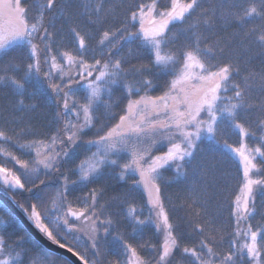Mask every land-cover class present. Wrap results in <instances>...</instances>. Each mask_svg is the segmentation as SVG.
Returning <instances> with one entry per match:
<instances>
[{
    "label": "snow or ice",
    "instance_id": "6c2138e0",
    "mask_svg": "<svg viewBox=\"0 0 264 264\" xmlns=\"http://www.w3.org/2000/svg\"><path fill=\"white\" fill-rule=\"evenodd\" d=\"M0 101V184L47 200L43 217L36 203L18 206L82 264H264V0H43L31 14L24 0H0ZM205 144L212 155L198 158ZM81 148L92 163L71 179L64 168ZM232 154L234 199L223 168ZM189 167L211 177L215 208L190 197L173 220L162 187ZM113 179L125 191L104 199ZM109 237L117 250L102 246ZM0 264H22L3 235Z\"/></svg>",
    "mask_w": 264,
    "mask_h": 264
},
{
    "label": "trees",
    "instance_id": "16d2710c",
    "mask_svg": "<svg viewBox=\"0 0 264 264\" xmlns=\"http://www.w3.org/2000/svg\"><path fill=\"white\" fill-rule=\"evenodd\" d=\"M43 0H24V4L30 9V14L34 13L36 8L38 7L39 3H42ZM63 0H61V3ZM57 16L59 13L56 14ZM57 24H59V21H56ZM33 87L29 86V91H32ZM159 90L153 93V95H158ZM82 95V94H79ZM116 95H119L117 93ZM10 99V98H9ZM8 101H0V103H7ZM54 109L49 108L48 109V116L51 118L52 112ZM103 109H100V112L98 114L101 115V123L106 121V117L102 115ZM113 112L120 113L119 108H113ZM118 120V115L115 120L109 121L108 126L111 127L112 124L116 123ZM99 127V124H98ZM106 130V129H105ZM95 133V129L93 132H90L88 137H85L86 139L91 137ZM102 134V133H101ZM239 137L235 134L231 136L230 142L236 143L238 142ZM251 143V141H249ZM15 152V150H13ZM94 151V149H92ZM161 151H166V148H162ZM17 156H20L21 159L24 160H31L33 159L32 156L28 155H21L20 152H15ZM91 155L90 152L87 150L81 148L78 150V155L75 158V160L71 164L65 165L64 171L70 176L71 179H76L77 173L74 171V169L81 163V161H85L88 159V157ZM212 155V148L205 144L202 145V151L199 154L198 158L200 157H210ZM219 154L217 153V156ZM2 159V157H0ZM6 167L13 168L15 171H20L19 166L14 165L12 162H9L5 165ZM30 166L31 163H30ZM239 166V159L232 154L231 159H228L223 162V168L224 171L229 176V195L230 198L234 199V194H239L240 190L237 186V180L235 177L237 176V168ZM174 169H170L164 173L165 176H172L174 174ZM42 175V173H41ZM24 177L22 176V179ZM43 178V175H42ZM207 181L208 187H207V193L202 189V185ZM111 186L106 193L104 199H108L110 196L114 195L115 192H123L125 191L123 184V181L117 182L115 179H113L110 182ZM29 185H26L28 187ZM93 185H88V187H92ZM0 189L4 191V188L2 184H0ZM51 188L48 189L49 192H51ZM88 188H82L77 189L74 195H80L82 192H87ZM216 190L211 184V177L204 178L201 176V173L195 172L193 173L191 167L188 169V173L186 177H182L180 180L172 182L170 184H166L162 187V193L164 197V203L165 207L169 211L170 217L173 220H176L177 218H180L183 220L186 217V213L188 212L187 207L184 206V202L188 201L189 198H199L201 200L203 199H209V209L212 210L215 208L216 200L213 198V194ZM8 195H10L13 200L16 202L17 205H23L24 208L28 209V213L31 212V204L36 203L38 205L37 210L41 212V215H43L46 212L47 207H50V204L47 200L40 201L36 199L35 192L29 193L27 191L23 190H16V191H8L6 192ZM71 200L72 197H69ZM18 202V203H17ZM103 203V200L101 201ZM134 203L136 204L137 208L144 207L145 211H147L148 206V197L145 193V191L142 189L141 186H137L135 193H134ZM22 211L23 209L18 206ZM116 209H113L115 211ZM25 213V212H24ZM28 213H25L26 215ZM121 215H123V212H121ZM224 216L227 217V202L224 203ZM0 220L4 221V225L0 227V235L5 236L8 243L10 245H13L15 251L21 252V260L22 264H29L31 261L32 264H51V260L53 258L59 257L57 264H64L66 261L67 264H74L68 257L64 256L61 253L54 252L48 248H46L40 241H38L25 227V225L22 223V221L3 203L0 201ZM46 221V220H45ZM75 222V221H73ZM51 227V225H49ZM119 230L123 233H130L131 228L129 227V222L126 220H122L119 225ZM230 231V229H229ZM54 231V235H55ZM23 236V241H18L17 238ZM61 236L66 237L67 242L69 245H71L72 237L70 235H67L63 229L60 230V234L57 236V239H60ZM149 236L152 237L153 242H160L162 239V236L159 234L154 235V229H146L145 230V238H148ZM65 239H60V243H65ZM184 242L191 243V239H186ZM82 243H84V240L82 239ZM102 246L107 247L109 251H115L117 250V245L112 241V238L109 237L107 241H101ZM27 252L25 255L24 252ZM74 251H80L83 254V248H74ZM14 254V253H13ZM88 256H91L92 253L89 251L87 253Z\"/></svg>",
    "mask_w": 264,
    "mask_h": 264
},
{
    "label": "water",
    "instance_id": "95a60500",
    "mask_svg": "<svg viewBox=\"0 0 264 264\" xmlns=\"http://www.w3.org/2000/svg\"><path fill=\"white\" fill-rule=\"evenodd\" d=\"M9 197L10 195L0 189V201L3 202L22 221L28 231L38 241H40L46 248L68 257L74 264H82V262L79 261V259L75 255H73L72 252H69L67 250V247L61 248L59 244L53 243L52 241L48 240L44 234L40 233L27 219V215L18 207L13 198L10 199Z\"/></svg>",
    "mask_w": 264,
    "mask_h": 264
},
{
    "label": "rangeland",
    "instance_id": "374dc122",
    "mask_svg": "<svg viewBox=\"0 0 264 264\" xmlns=\"http://www.w3.org/2000/svg\"><path fill=\"white\" fill-rule=\"evenodd\" d=\"M94 151H95V149H94ZM237 158H238V157H237ZM85 162H86V166H90L91 163H92V161H90V160H88V159H86ZM2 186H3V185H2ZM141 187H142V186H141ZM142 189L145 191V193H146V195H147V197H148V192H147L143 187H142ZM0 221H2V223H0V227H1L2 225H4V221H3V220H0ZM45 223H48V221L46 220Z\"/></svg>",
    "mask_w": 264,
    "mask_h": 264
}]
</instances>
